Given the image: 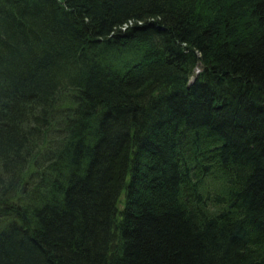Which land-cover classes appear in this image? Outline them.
Wrapping results in <instances>:
<instances>
[{
  "label": "trees",
  "instance_id": "1",
  "mask_svg": "<svg viewBox=\"0 0 264 264\" xmlns=\"http://www.w3.org/2000/svg\"><path fill=\"white\" fill-rule=\"evenodd\" d=\"M0 264H264V0H0Z\"/></svg>",
  "mask_w": 264,
  "mask_h": 264
}]
</instances>
